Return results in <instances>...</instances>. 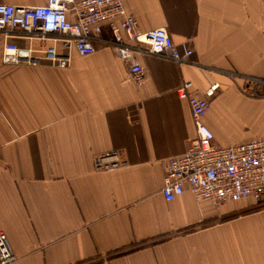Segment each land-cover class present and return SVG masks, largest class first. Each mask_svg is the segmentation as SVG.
I'll return each instance as SVG.
<instances>
[{
    "label": "crops",
    "instance_id": "obj_1",
    "mask_svg": "<svg viewBox=\"0 0 264 264\" xmlns=\"http://www.w3.org/2000/svg\"><path fill=\"white\" fill-rule=\"evenodd\" d=\"M123 2L137 29L164 27L192 63L138 55L146 79L135 85L107 45L72 52L64 69L7 65L0 34V231L12 264H264V204L215 207L188 190L172 200L160 190L165 159L196 137L176 93L183 82L199 91L218 82L202 117L214 144L264 137V84L255 80H264V0ZM109 149L128 166L95 171L93 157Z\"/></svg>",
    "mask_w": 264,
    "mask_h": 264
},
{
    "label": "built area",
    "instance_id": "obj_2",
    "mask_svg": "<svg viewBox=\"0 0 264 264\" xmlns=\"http://www.w3.org/2000/svg\"><path fill=\"white\" fill-rule=\"evenodd\" d=\"M105 26L109 35H104ZM0 34L1 59L7 65L47 64L64 69L70 66L72 52L84 56L95 51V43L107 45L126 64L128 80L135 85H143L146 79L138 55L147 53L179 65L192 63V50L186 44L177 46L164 27L137 29L123 0H47L39 6L0 2ZM15 37L25 38L28 46L14 42ZM36 39L42 46L34 47ZM218 87L214 82L199 91L187 80L176 89L191 109L196 137L183 154L165 159L161 193L172 200L188 190L196 201L207 200L215 207L246 198L264 204V137L216 145L214 134L202 121ZM92 166L95 171L110 172L128 166V160L118 149H109L95 154ZM15 261L6 234L0 231V264Z\"/></svg>",
    "mask_w": 264,
    "mask_h": 264
},
{
    "label": "bare ground",
    "instance_id": "obj_3",
    "mask_svg": "<svg viewBox=\"0 0 264 264\" xmlns=\"http://www.w3.org/2000/svg\"><path fill=\"white\" fill-rule=\"evenodd\" d=\"M1 61H2V59H1Z\"/></svg>",
    "mask_w": 264,
    "mask_h": 264
}]
</instances>
